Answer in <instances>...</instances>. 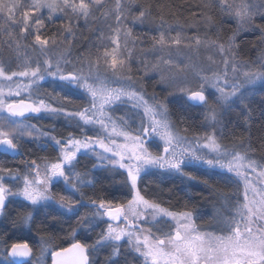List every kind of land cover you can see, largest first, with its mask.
<instances>
[{
  "label": "snow or ice",
  "instance_id": "1",
  "mask_svg": "<svg viewBox=\"0 0 264 264\" xmlns=\"http://www.w3.org/2000/svg\"><path fill=\"white\" fill-rule=\"evenodd\" d=\"M204 9L219 13L221 25L235 20V30L221 38L219 30L201 33L197 23L188 26L196 28L189 33L183 25L173 27L160 17L149 48L155 54L151 69L161 72V81L176 87L183 108L206 109L203 123L213 129L212 134L189 139L177 130L168 103L147 96L132 75L133 30L126 24L130 17L141 24L151 17L137 0H0V34L7 37L3 44L15 57L7 64L0 62V153L23 155L25 137L59 146L54 160L41 166L32 159L23 174L0 164V217L7 214L13 198L27 202L22 206L29 210L14 221L25 226L34 222V214L53 204L69 220L79 217L67 246L44 247L41 257H34L27 241L10 245L3 241L0 264H40L45 255L50 264H99L96 254L102 249L111 250L107 264H121V241L138 254L141 264H264V162L250 155V147L222 144L215 133L236 109L250 119L257 95L264 115V62L238 58L240 33L259 29L264 34V0H202L191 14L211 28L216 17ZM57 13L64 15L67 26L46 34V21L54 22ZM101 19L109 31L105 34L97 28V39L110 43L93 44L95 54L91 50L82 54L65 70L72 63L69 55L53 53L59 43L75 35L73 20L88 25ZM185 50L190 53L189 63L184 62ZM201 56L204 63L199 62ZM142 64L146 75L149 62L145 58ZM46 80L52 88L48 99L39 94ZM73 98L86 106L70 109L62 103L71 104ZM44 114L74 121L80 134L70 133L61 140L29 122L43 119ZM84 158L91 168L85 165L81 170ZM200 168L237 186L233 208L226 214L218 212L208 228L196 224L193 211H173L142 194L141 184L149 175L161 182L181 178L183 183L198 179L192 171ZM117 178L120 187L111 199L87 195L86 189L95 190L105 181L116 183ZM117 195L126 202L118 201ZM81 208L88 209L83 216ZM97 220L107 224L106 230L94 241L80 239L84 231L95 232ZM161 224L166 231H153ZM123 264H128L126 258Z\"/></svg>",
  "mask_w": 264,
  "mask_h": 264
},
{
  "label": "trees",
  "instance_id": "2",
  "mask_svg": "<svg viewBox=\"0 0 264 264\" xmlns=\"http://www.w3.org/2000/svg\"><path fill=\"white\" fill-rule=\"evenodd\" d=\"M189 1L190 0H137L138 5H142L144 8H147L151 12V17L147 18L145 20L146 23L144 22L141 27L133 29V37L144 38L146 41H149L147 42V44L150 45L151 36L153 34H156V29L159 25L160 17H163L165 21L176 18H179L181 19V21L185 22L186 20H190L193 17V15L191 14L193 9L188 5ZM37 15H39V13H37ZM153 19H155V23L147 26V22L149 24ZM66 26V18L54 17V22L46 21V28L44 29V31L46 34H51L57 32V30L63 31V28ZM235 27V20H229L227 23H225L223 25V30L227 31L225 36L230 35L231 32L235 30ZM75 29L76 27L74 26V32ZM88 30L89 32L87 33V35L83 36L81 39L80 47L86 48L88 50L91 47L93 53H95V49L92 48V45H98L101 43L100 40L97 39V35H91L92 30ZM65 35L67 34L65 33ZM73 38H76V32L75 35L69 36L68 40L60 45L61 48L58 54L64 52V54L68 55L67 49L63 48V46L67 47V44H70L71 39ZM6 39L7 37H4L2 34H0V51L4 47H6L3 44V41ZM61 39L63 40V37ZM255 40V35L244 32L240 33L238 41V52H240L238 54V58L240 59V61L243 62L252 60L255 54ZM29 52H31V49H29ZM10 54L14 56L11 50ZM32 54L34 55L35 53ZM69 58L72 61V65L74 62L73 56L69 54ZM42 89L48 92H52L50 82L45 83V85L42 86ZM257 96L255 97L256 103L253 105L255 111L250 119L246 116H241L239 114V109L231 112L230 116L234 117V119L231 120V123L227 122L226 126L223 127V131L221 132L220 136V142L224 145H227L228 147L240 146L241 144H243L245 148L250 147V155L258 162H264V115H262L260 111V96ZM73 101L81 102L82 100L73 98ZM52 103L55 104L53 100ZM169 110L171 119L178 131L188 136L191 134L202 133L201 118L196 108L192 110H186L183 108V100L178 99L169 104ZM51 122L53 123V121L50 120H42L39 121L38 124L41 128H44L40 123L49 124ZM56 125H58L59 128H64V125L61 124V122L57 123ZM66 129L67 133L69 134L75 132L69 127H66ZM21 144L26 156L25 159H27L28 162H31L32 159H43L44 161H51L54 160L57 156L56 149H54V147L51 145H48L46 148H44L46 150H43L41 148H38L34 143L31 142H21ZM83 160H86L88 162L87 167L91 168V163L89 162L88 158H84L81 160L80 169H84L85 165L82 164ZM0 164L6 165L7 167L11 168H21V166H24V161L21 160V158L12 159L0 156ZM192 175L197 177L206 176L208 178H204L203 181L207 180L208 183L205 184L202 181L200 184H191L189 182L187 183L185 179L184 182L181 183V178H175L174 180H167L166 182L164 181V184H162L163 182H161L158 177L149 175L141 184V188L144 189L142 194H144L148 199L155 200L161 203L162 206L167 207L170 210L178 212L185 210L193 211L196 219V224L200 228H206L205 221H207V219L210 220L212 218H215V212L218 213V211L220 210L219 206L208 204L209 195H207V193L216 194L219 192V190L214 187L213 191L210 192V183L212 179L209 178V173L205 170H193ZM118 180L119 178H117L116 183L105 181L102 186L97 185L95 190L86 189L87 195L91 196L92 198L107 197L111 199L112 194L116 193L117 189H119L120 187ZM225 184L226 183H224V185ZM226 185L228 186V184ZM150 190H153V192H150ZM230 190L233 193L232 194L231 191H229L230 194L236 195V193L233 192L234 190L232 184H230ZM56 191L59 190L55 188V192ZM206 196L208 198L205 202L204 198ZM117 200L126 202V198L119 195H117ZM22 205L23 204L20 203H11L8 208L7 214L0 221V238L7 240L9 245L12 242L27 241L29 245L32 246L34 254H36L37 249H39V245L41 246V244H44V240L50 241V247H52L53 245L56 247H59L61 245L67 246L72 241L73 237L71 236V231L73 228H76L78 226L79 217H73L69 220L67 216L60 215V212L55 208H48L47 210H43L38 214H34V222L30 226H25L21 223L14 222L19 221L20 217L29 210L24 208ZM87 212V208L80 209L81 216L85 215ZM101 231V226L98 229L96 228L95 232L91 234L84 231L82 232V234H79L80 239H87L89 242L94 241L96 236ZM0 243H2L1 240ZM109 253L110 252L108 251L107 255H109ZM122 253L123 255L121 256V258L119 257V259L121 260V264L123 259L128 256L124 255L125 253H127L124 249ZM107 255L106 259L103 256L101 257L107 260ZM100 262V264H102L101 259Z\"/></svg>",
  "mask_w": 264,
  "mask_h": 264
},
{
  "label": "rangeland",
  "instance_id": "3",
  "mask_svg": "<svg viewBox=\"0 0 264 264\" xmlns=\"http://www.w3.org/2000/svg\"><path fill=\"white\" fill-rule=\"evenodd\" d=\"M200 3H202V0H190L188 5L194 10L196 8V6L198 4H200ZM110 6L111 5H109V7ZM204 11L205 12H211V14L216 17L215 26L214 27H211V28L205 27L204 21L203 20L197 21V18L194 17V16L190 20H186V22L185 21H181V19H179V18H176V19L168 20L167 23L172 25L173 27H176L177 25H183L184 28H185V31L189 32V33L196 31V28H189L188 26L198 23L201 33H204V32L216 33L217 30H219L218 34L221 36V38H226L228 36V35L225 36L227 31L223 30V25L224 24L221 25V17L219 15V13L215 12L214 10H210V9H204ZM54 17L65 18L62 13H57V14H55ZM111 22H112L111 18H109V21L107 23H111ZM256 22L257 23H261L260 17L256 18ZM154 23H155V19H153L152 22L149 23V24L147 22V26H149L150 24H154ZM73 25L76 27V29H75L76 38L71 39L70 44H67V47L63 46V48L67 49V54L68 55L71 54L73 56V61H74L73 64H75L76 61H77V57L81 56L82 54L86 55L90 50L93 52L91 47L89 48V50L86 49V48L80 47L81 39H82L83 36L87 35V33L89 32L88 29L92 30L91 31V35L94 34V36L97 35V31H96L97 28L102 29L105 34L108 33L109 29L106 27V22L103 19H101L99 21H95V22H90L88 25H85V22L83 20L79 21L78 23L75 20H73ZM142 25L143 24L139 23L138 21L134 23L132 18L130 17L128 19V21H127L126 27H131L132 30H133L134 28L141 27ZM244 33H250V34L256 36V40H255V43H254V53L255 54H254V56H253L251 61L264 62V34H262L259 29L255 30V31H252V30L245 31ZM122 39H123V34H122ZM129 41H130L129 42V48L132 49V56H133V59L131 61V63H132V75L137 79L138 86L141 87L142 91H144L146 93V95L149 96V97L154 95V96L157 97V99L164 100L165 102L168 103V107H169V104L172 103L173 101L178 100V99L181 100L182 97H181V95L178 92H176V87L175 86H171L170 87L169 82L161 81V72L151 69L150 65L155 62L154 61V55L155 54L149 50L150 45L147 44V42H149V41H146L144 38H141L140 40H136L135 37H133V36L131 38H129ZM141 41H143V44H141ZM133 42L135 43V47H133ZM62 43L58 44V46L56 48V51L53 53L54 56L55 55H59L58 53L60 52V48H61L60 45ZM100 43H103V44H107L108 43L109 44L110 41H108L107 39H104L102 41L100 40ZM141 49H143V50H141ZM239 53L240 52H238V54ZM93 54H95V53H93ZM187 55H190V53H188L187 50H185V55L183 57L185 63H189V61L186 58ZM33 56H35V54ZM145 58L149 62V70H148L146 75L144 74V68H143V64H142V61ZM12 59H15V58H14V56H12L10 54V50L9 49H7L6 47L1 49V51H0V62H6V64H7ZM199 62L204 63L203 56H201L199 58ZM73 64L71 65V63H70V64L65 65V70L71 69ZM77 66H79V65L77 64ZM11 67L13 69H15V64H12ZM213 67H215V66H213ZM164 74L166 76L170 75L167 72H165ZM181 75H183V74H181ZM14 79H16V78H14ZM20 79H22V78H20ZM49 80H50V78H49ZM49 80L41 82V88H40V93H39L41 96H44L47 99H48L47 93H49V92L45 91L44 89H42V86L45 85V83H49ZM189 80H191V73L190 72H189ZM169 91L176 92V94L173 95V96H169L168 95ZM209 91H212V90L209 89ZM259 96L260 95H258L257 97H259ZM53 102L57 103V100H53ZM62 103H64V105L66 107L71 108V109H77V108H82V107L86 106L85 101H83V102L82 101L81 102L73 101V103H71V104H69L67 101H62ZM196 110L200 114L201 127H202V131L201 132L202 133H200V134H191V135L188 136V135H186V134H184V133L179 131L181 135L187 136L189 139H191L193 137H197V136L202 137V136H204L206 134H212V132H213V129L210 126L205 127V125L203 123V115H202V113L204 111H206V109L198 107V108H196ZM116 115L119 116V115H121V113H116ZM230 115H231V112L228 114V117L225 120V125H226V123L229 120L231 121V120L234 119V117H231ZM42 120L53 121L54 124L52 122L49 123V124H42V123H40V124H41L42 127H44L42 129H44V130L46 129V130L50 131L52 133V135H55L58 139L64 140V139H66L69 136V133H67V131H66L67 130L66 127H69L70 129H73L75 131L72 134H75V135H79L80 134L79 130H77L75 128V122L66 119L64 116L53 117V116H49L47 114H44V118L43 119H38L37 118V119H33V120L29 121V122L30 123H36L38 125V127H40L38 122L42 121ZM60 122H61V124L64 125V128L63 127L59 128V126L56 125L57 123H60ZM138 122H139V118L137 117V123ZM222 131H223V128H221L219 126L215 129V133H216V135H217V137L219 139L221 138L220 136H221V132ZM54 132H55V134H54ZM58 136H61V137H58ZM21 142L34 143L38 148H41V149H44L48 145H51V146L54 147V149H56V154L59 155V146H56L54 144V142H52V141H46V139H41L39 142H33L29 137H25L24 140H22ZM229 148H232V147H229ZM46 162H48V161L46 160V161H43V162L38 163V164L43 166V164L46 163ZM82 164L83 165H87L88 162L86 160H83ZM26 168H27V166L25 167V170H26ZM200 169L205 170L206 172H208L209 173V178L212 179L211 183H210V185H211L210 192L213 191V189L215 187L217 190H219L218 193L220 195L219 196L218 193H216V194L207 193V195H209L208 196L209 198L206 196L204 198L205 202H206V200L208 198V200H209L208 204H214V205L219 206L220 210L218 212L222 213V214H226L231 208H233V206L235 204V200H236V196H237V186L235 184H232L233 185V190H234L233 192L236 193V195H232L233 193L230 190V184H228V186L226 184L224 185V182H222L220 180L219 176L211 175V170L206 169V168H200ZM216 177H217V179H216ZM204 178H208V177H206V176L202 177L201 181H198L197 179L194 180V181H188L187 179H185V181L187 183L189 182L191 184H195V183H199L200 184L203 181ZM162 184H164V182ZM199 184H197V185H199ZM60 187H63L62 182L60 183ZM242 187L243 186L240 185V189L241 190H242ZM57 189L59 190V188H57ZM53 191L55 192V188L53 189ZM229 191H231L232 194H230ZM150 192H153V190H150ZM64 194H66V193H64ZM220 197H222V198H220ZM12 201H14L15 203H20V204L27 203V202L22 201L20 198H13ZM49 208H55L59 212L62 211V210L58 209V207L55 204L51 205ZM68 215H71V214H68ZM216 216H217V213L215 212V217ZM1 218L2 217H0V220H1ZM104 219L106 220L107 218L105 217ZM214 223H215L214 218H212L210 220L207 219V221H205L206 228H208L211 225H214ZM141 224H142V226L147 227V225L144 224V222H141ZM100 226L102 227V230H106L107 224L104 223V221L97 220L96 221V228L98 229ZM156 228H163L165 231L167 230V227L165 225H163V224L156 225L153 228V231H156ZM157 234H159V233H157ZM0 240H1V242L7 241V240L1 239V238H0ZM120 243L123 245V247L121 249V252H123V249L127 252L124 255H128V256H126L128 258L125 257L127 259V261H128V264H141V258L138 257V254L135 253L134 251H132L130 246L125 241H121ZM44 247L51 248L49 246V244L48 245L41 244V246L39 245V249H37V253L33 254L34 257H41V248H44ZM108 250H109V252L111 251L110 249H108ZM97 255L98 254H96V259H97ZM101 256H102V254H101ZM101 256H100V258H101ZM125 258L123 259L122 264H123ZM129 258H130V260H129ZM2 259H3V257H0V260H2ZM103 260H105V259H103ZM104 263L107 264V260ZM40 264H50V257L45 255L41 259Z\"/></svg>",
  "mask_w": 264,
  "mask_h": 264
},
{
  "label": "flooded vegetation",
  "instance_id": "4",
  "mask_svg": "<svg viewBox=\"0 0 264 264\" xmlns=\"http://www.w3.org/2000/svg\"><path fill=\"white\" fill-rule=\"evenodd\" d=\"M22 152H23V155H20V156H13L12 154H4V153H0V156H4V157H8V158H12V159H17V158H21V160H23L24 161V166H21V168H18V169H20V171H21V174H23L24 172H25V167L30 163V162H28V160L27 159H25L26 158V156H25V154H24V149L22 148ZM44 160L42 159H40V160H38L37 159V163H41V162H43ZM12 203H15L14 201H12ZM10 206V205H9ZM4 217V216H3ZM3 217L1 218V220L3 219ZM0 220V221H1ZM30 247H32V246H30ZM105 251V252H104ZM108 249L107 250H105V249H103V250H101L99 253H98V255H97V258H98V261H99V264L101 263L100 262V259L102 258H100V256H101V254H102V256L106 259V255L108 254ZM104 253H105V255H104ZM33 254H34V250H33ZM107 257H108V255H107ZM100 258V259H99ZM121 258V257H120ZM101 261H102V264H104V262L106 261V260H103V258L101 259Z\"/></svg>",
  "mask_w": 264,
  "mask_h": 264
},
{
  "label": "bare ground",
  "instance_id": "5",
  "mask_svg": "<svg viewBox=\"0 0 264 264\" xmlns=\"http://www.w3.org/2000/svg\"><path fill=\"white\" fill-rule=\"evenodd\" d=\"M198 180L201 181L202 180V177L201 176H198Z\"/></svg>",
  "mask_w": 264,
  "mask_h": 264
}]
</instances>
